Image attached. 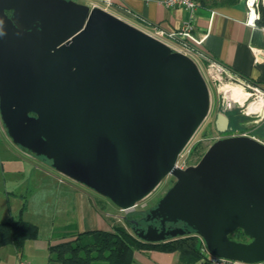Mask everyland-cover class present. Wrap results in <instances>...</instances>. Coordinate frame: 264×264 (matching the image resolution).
<instances>
[{
    "label": "water",
    "instance_id": "1",
    "mask_svg": "<svg viewBox=\"0 0 264 264\" xmlns=\"http://www.w3.org/2000/svg\"><path fill=\"white\" fill-rule=\"evenodd\" d=\"M0 33V116L15 145L125 212L172 176L148 215L162 229L134 232L139 240L194 231L217 257L264 262V144L228 137L176 167L212 105L193 59L73 0H0ZM215 126L233 130L223 111ZM237 230L251 242L232 240Z\"/></svg>",
    "mask_w": 264,
    "mask_h": 264
},
{
    "label": "crops",
    "instance_id": "2",
    "mask_svg": "<svg viewBox=\"0 0 264 264\" xmlns=\"http://www.w3.org/2000/svg\"><path fill=\"white\" fill-rule=\"evenodd\" d=\"M73 1L88 6H91L92 2ZM105 8L146 33H151L154 26H160L168 31L178 30L190 18L189 11L181 8L167 9L160 0H113L112 6ZM136 16L146 20L149 25L141 23ZM195 17L194 35L198 38L206 37L205 42L199 47L200 50L242 78L264 89V24L258 22L255 27L246 24V1L232 7L199 6ZM242 127L251 129L247 122ZM9 141L12 142L11 139ZM23 154L30 157L25 152ZM33 167L40 173L48 175V178L54 179L47 168L37 163ZM63 177L60 178L62 185L51 187L48 183L44 193L37 187L31 202L36 201V204H31V210L26 203L17 208V219L22 217L37 225L40 234L37 240L28 241L21 253L14 246L1 248L0 264H19L21 260L30 264H52L51 247L76 240L77 234L110 232L115 225L120 223L123 225L120 219L116 218L117 220L113 221L111 218L118 208L110 200L84 185ZM37 195L39 199L34 198ZM42 198L44 201L50 198L48 200L51 202L41 204ZM13 218L6 215L4 218L0 217V221L5 222ZM133 264H181L180 254L157 250L136 251Z\"/></svg>",
    "mask_w": 264,
    "mask_h": 264
},
{
    "label": "rangeland",
    "instance_id": "3",
    "mask_svg": "<svg viewBox=\"0 0 264 264\" xmlns=\"http://www.w3.org/2000/svg\"><path fill=\"white\" fill-rule=\"evenodd\" d=\"M200 70L209 85L212 105L208 118L199 128L181 158V161L189 166H196L209 149L219 140L239 136L241 133H248L256 138L264 139L263 129L247 130L242 127L245 122L249 123V119L247 116L242 115L240 109L236 108L224 111L221 104L223 91H218V89L210 82L203 67L202 69L200 68ZM222 111L231 119V127L233 128L232 131L223 134L219 133L215 126L216 116ZM0 122V217L4 218L6 215H11L14 217L13 219L16 220L18 216V207L22 206L23 203H26L28 209L31 210V204H36V201H33V203L31 202L37 187H40L42 192L47 189L46 187L48 186L46 185L48 183L51 187H58L59 184H63V182L60 181V178L64 177L53 169L50 161L37 157L9 141V136L1 118ZM20 150L29 154L30 157L23 154ZM36 163L43 168H47V171L54 179H50V177L48 178V175L40 173L35 167H33ZM175 182L176 180L172 176L166 178L161 185L148 198L140 202L136 208L128 212L122 211L118 208L111 218L113 221H116L117 219L123 221V225L127 230L134 234V226H131L130 222L126 223L125 218H131L132 223L134 221H139L140 223L144 214L148 213L156 206V204L172 188ZM34 198L39 199V196L37 195ZM48 199L47 201H44L42 198L41 204H48L50 201ZM51 199H53V196ZM120 225H122V223H120Z\"/></svg>",
    "mask_w": 264,
    "mask_h": 264
},
{
    "label": "trees",
    "instance_id": "4",
    "mask_svg": "<svg viewBox=\"0 0 264 264\" xmlns=\"http://www.w3.org/2000/svg\"><path fill=\"white\" fill-rule=\"evenodd\" d=\"M196 1L199 6L221 8L232 7L246 0ZM260 22L264 24V12H262ZM41 158L47 160L44 157ZM125 222H130L131 226H134L129 217L125 218ZM39 234V227L24 220L22 217L17 220L0 221V249L7 246H14L21 253L25 244L28 241L37 240ZM195 235V232L192 231L184 237H178L176 239L170 238L166 242L152 244L139 240L124 225H115L113 231H94L77 234L76 240L63 242L51 247L50 263L133 264L134 253L136 251L157 250L178 252L180 254L181 264H198L205 259V255L202 252L201 243ZM230 238L242 243L251 242V239L242 230H237L232 233Z\"/></svg>",
    "mask_w": 264,
    "mask_h": 264
},
{
    "label": "built area",
    "instance_id": "5",
    "mask_svg": "<svg viewBox=\"0 0 264 264\" xmlns=\"http://www.w3.org/2000/svg\"><path fill=\"white\" fill-rule=\"evenodd\" d=\"M91 1V8L99 7L106 11H108V9L105 7H111L113 4V0ZM160 3L167 9H185L190 12V18L178 30L168 31L160 26H154L153 31L147 34L164 42L170 46L173 51L190 57L197 63L199 68L202 69L203 67L206 71L207 78L218 89V91H223L226 87H229L230 89H239L245 96V99L241 100L238 97L230 99L227 97L226 92L223 91L221 102L222 108L224 111L236 108L240 109L242 115L247 116L249 119L248 126L251 128L250 130L262 129L264 127V89L260 85L242 78L200 50L199 47L205 42L206 37L198 38L194 35L195 13L199 8L198 2L196 0H160ZM246 7V24L255 27L262 19L264 0H246ZM136 17L141 23L149 25L148 22L140 16ZM239 136H250L264 144V139L256 138L248 133H243ZM183 154L184 152L180 156L176 167L185 170L190 166L181 161ZM195 236L199 239L202 252L205 255V259L198 264H248L215 256L208 249L204 239L198 235ZM19 264L30 263L21 260ZM256 264H264V262Z\"/></svg>",
    "mask_w": 264,
    "mask_h": 264
},
{
    "label": "flooded vegetation",
    "instance_id": "6",
    "mask_svg": "<svg viewBox=\"0 0 264 264\" xmlns=\"http://www.w3.org/2000/svg\"><path fill=\"white\" fill-rule=\"evenodd\" d=\"M159 203V202H158ZM158 203L156 204V206L158 205ZM156 206L154 208H156ZM153 208V209H154ZM151 209L148 213L144 214V217L142 218L141 222L139 223V221H135L133 222L134 227H133V231L134 232H140V231H147V229L152 226L154 228H158V230H161V220L156 218V219H148V215L150 214V212L153 210ZM136 222H138V225L136 224ZM181 227H186L184 224L182 223H178V224H167V229H174V228H181Z\"/></svg>",
    "mask_w": 264,
    "mask_h": 264
},
{
    "label": "bare ground",
    "instance_id": "7",
    "mask_svg": "<svg viewBox=\"0 0 264 264\" xmlns=\"http://www.w3.org/2000/svg\"><path fill=\"white\" fill-rule=\"evenodd\" d=\"M223 91L226 92L227 97L230 99L237 98V97L240 98L241 100L245 99V96L241 93L239 89H236V88L230 89L229 87H226L223 89Z\"/></svg>",
    "mask_w": 264,
    "mask_h": 264
},
{
    "label": "clouds",
    "instance_id": "8",
    "mask_svg": "<svg viewBox=\"0 0 264 264\" xmlns=\"http://www.w3.org/2000/svg\"><path fill=\"white\" fill-rule=\"evenodd\" d=\"M0 35H2V33H0Z\"/></svg>",
    "mask_w": 264,
    "mask_h": 264
}]
</instances>
